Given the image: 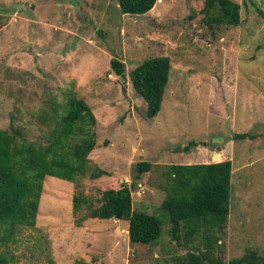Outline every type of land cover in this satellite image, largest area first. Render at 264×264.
<instances>
[{"label":"rangeland","instance_id":"374dc122","mask_svg":"<svg viewBox=\"0 0 264 264\" xmlns=\"http://www.w3.org/2000/svg\"><path fill=\"white\" fill-rule=\"evenodd\" d=\"M234 1L238 27L207 25L205 0H158L141 16L123 15L118 0H0V128H21L28 141L44 143L41 114L50 120L75 91L97 119L90 166L106 172L76 183L47 176L35 227L4 248L14 264H174L186 250L160 210L164 165L225 160L233 163L225 264L249 250L264 256V0ZM159 56L172 70L162 109L148 119L129 74ZM113 59L125 64L124 77ZM244 133L255 138H234ZM139 162L153 164L140 178ZM124 184L136 211L165 219L158 246L131 245L127 221L77 225L88 210L74 212L75 194L97 207L104 191Z\"/></svg>","mask_w":264,"mask_h":264},{"label":"trees","instance_id":"16d2710c","mask_svg":"<svg viewBox=\"0 0 264 264\" xmlns=\"http://www.w3.org/2000/svg\"><path fill=\"white\" fill-rule=\"evenodd\" d=\"M158 0H118L123 15L141 16L152 11ZM210 27H238L242 22L241 5L234 0H205L201 10ZM119 77L125 76V64L111 61ZM172 70L171 59L159 56L145 60L130 74L136 93L146 104V117L156 118L163 105ZM48 128L44 143L28 141L21 130L0 128V264H14L5 251L24 227L36 225L44 181L47 176L71 183L90 175L96 179L106 172L90 166V154L97 145V119L87 102L75 91L66 94L60 109L41 114ZM45 120V121H44ZM237 140L254 139L251 134H236ZM190 146H198L192 141ZM189 148L186 147L185 151ZM150 162L135 165L137 177L152 170ZM167 196L160 210L172 224V240L186 252L172 258L174 264H225L223 236L230 215L233 191V163L225 160L209 164L164 165ZM81 226L88 219H117L129 223L131 245L158 246L165 219L133 208L131 186L102 193L100 206L90 204L81 193L73 197V209ZM229 264H264V256L249 250Z\"/></svg>","mask_w":264,"mask_h":264},{"label":"water","instance_id":"95a60500","mask_svg":"<svg viewBox=\"0 0 264 264\" xmlns=\"http://www.w3.org/2000/svg\"><path fill=\"white\" fill-rule=\"evenodd\" d=\"M123 91H124V93H125V92H126V89L124 88ZM221 141H222V139H216V140H215V142H221ZM221 149H222L221 146H218V147H217V151H221ZM216 155H218V154L216 153Z\"/></svg>","mask_w":264,"mask_h":264},{"label":"crops","instance_id":"0c3cea01","mask_svg":"<svg viewBox=\"0 0 264 264\" xmlns=\"http://www.w3.org/2000/svg\"><path fill=\"white\" fill-rule=\"evenodd\" d=\"M151 13L153 12V10L152 11H150ZM218 156L220 157V154H218Z\"/></svg>","mask_w":264,"mask_h":264},{"label":"bare ground","instance_id":"6f19581e","mask_svg":"<svg viewBox=\"0 0 264 264\" xmlns=\"http://www.w3.org/2000/svg\"><path fill=\"white\" fill-rule=\"evenodd\" d=\"M218 158V157H217Z\"/></svg>","mask_w":264,"mask_h":264}]
</instances>
